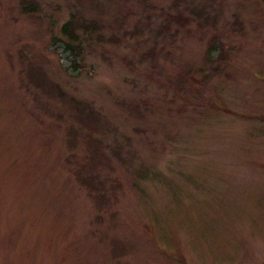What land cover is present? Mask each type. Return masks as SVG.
<instances>
[{
  "label": "rangeland",
  "instance_id": "obj_1",
  "mask_svg": "<svg viewBox=\"0 0 264 264\" xmlns=\"http://www.w3.org/2000/svg\"><path fill=\"white\" fill-rule=\"evenodd\" d=\"M0 264H264V0H0Z\"/></svg>",
  "mask_w": 264,
  "mask_h": 264
},
{
  "label": "trees",
  "instance_id": "obj_2",
  "mask_svg": "<svg viewBox=\"0 0 264 264\" xmlns=\"http://www.w3.org/2000/svg\"><path fill=\"white\" fill-rule=\"evenodd\" d=\"M72 16H74V15H72ZM181 16H182L181 14H177L174 17H171V18L176 20L177 23H179L181 26H184L185 22L187 21V19L185 21V19L181 18ZM84 24L85 23L80 22V20L75 19V17L70 18L69 21H67L66 23L62 24L63 25L62 26V33L68 37L67 41L64 42V46L66 47L67 50H69V52L71 51V53L74 56H78V57H79V54L81 53L82 49L76 43L77 39H78V35H77L76 31L80 27H83ZM87 29H88V27H87ZM76 66H77V64L74 62L73 63V67H76Z\"/></svg>",
  "mask_w": 264,
  "mask_h": 264
}]
</instances>
